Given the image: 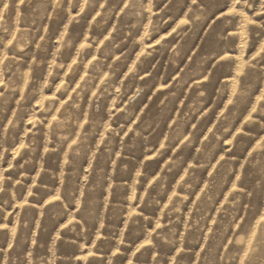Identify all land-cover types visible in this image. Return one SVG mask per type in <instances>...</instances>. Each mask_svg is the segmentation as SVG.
Listing matches in <instances>:
<instances>
[{
	"label": "clouds",
	"instance_id": "obj_1",
	"mask_svg": "<svg viewBox=\"0 0 264 264\" xmlns=\"http://www.w3.org/2000/svg\"><path fill=\"white\" fill-rule=\"evenodd\" d=\"M0 264H264V0H0Z\"/></svg>",
	"mask_w": 264,
	"mask_h": 264
}]
</instances>
